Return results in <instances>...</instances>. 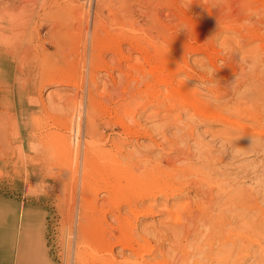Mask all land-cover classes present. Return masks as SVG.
<instances>
[{
  "label": "rangeland",
  "instance_id": "rangeland-1",
  "mask_svg": "<svg viewBox=\"0 0 264 264\" xmlns=\"http://www.w3.org/2000/svg\"><path fill=\"white\" fill-rule=\"evenodd\" d=\"M1 1H3L2 2L3 4L2 3L0 4L1 5L0 8L4 7L3 11H7L6 9L9 10V6L12 5V3H13L16 5V6L14 5L15 8L13 6H10V8L11 7L13 8V9L11 8L13 11V13H12L13 15H15V13H18V12H20L22 14H24L26 12L28 15L30 13L29 16L26 14L27 15L26 17L27 18L29 17L28 21L30 20L29 22H31V20H32L33 23L28 22L29 24H31L30 27L27 23L26 26L24 28H21L22 30L21 29L18 30L17 33L19 34V36L22 39H24L23 44H26V46L24 45L21 47L22 51L21 50L20 51L25 52V51H28V49H29L28 52L31 53L34 50L33 51L34 53H31V54L29 53L28 57L26 58L27 60L22 59L23 58V57H21L22 53L19 55V58L17 57V59H18L17 62L19 64V65L17 64L18 68L23 69V67H24L23 70L27 71V74L25 76L24 75L22 76L21 74H19V71H13V69H11V72H13V73L11 76L7 77L8 80L5 78V80L3 82L0 81V86L2 87L0 89L1 90L0 91V101H2L1 105H0L1 106L0 109L4 113L9 112L10 113L9 116L13 115L11 120L14 121V124L16 126L18 124H20V127H21V133L19 134V136H21V137L19 138V140H13L12 141L13 143L10 147L11 150L9 149V145L6 146L7 149L3 148V146L2 147L0 146L1 147L0 149L3 151V153H2V151L0 152V170H1L0 171V173H1L0 174V264H43V263L44 264H79V260L77 258L76 252H78L79 250H82V252H84L83 248H81V247L77 248V246L80 243H81V245L88 246L86 248V250H87L86 252H90L91 250L94 249V247H95L94 250H99L101 241L100 242H96V241L101 240V238L98 239V237L102 236V235L99 236L102 233L101 231H104L106 236H108L109 232H110V234L113 235L110 237L112 241H115L116 238H118V237L121 238L123 236L122 234H119L117 222L110 215L107 218L108 222L107 221L106 222H107V224L110 223L111 225H107L104 222V224H103L104 227H102V225L94 227L95 228L93 231L94 233L92 232L91 236L84 235L83 237H81V236L79 237L78 232H77V228H76L77 227L76 226L77 218H76V216H77V210H78V208H77L78 207V201H79L80 196H82L83 193L85 194V190H82V187H81V184H83V182L81 183V181H80V180L83 181V177L80 175V173H78L79 175L77 174V177H75L76 179L74 180L71 172L66 169V163L68 165L69 164L72 165V161L74 158V148H75L74 146L76 145L75 140L76 139H77V141L80 140V145L82 144V141H83V132L82 131L80 134L81 136L79 138L77 137V135L75 136V129H74L75 124L74 123H75L76 117L74 116V112L71 109V108H73V106L70 103H73L72 101L74 100V97L77 101L78 99L82 98V95H83V101H85L84 99L86 96V88H89L91 90L93 97L95 96L96 101L100 105L96 101L95 102L98 104V107L100 106L99 108L102 109L100 111H97L96 118L98 119V117H99V119L95 120L96 123H98V128L99 127L102 128V129L101 128L98 129L99 132L102 134L103 137L106 134H110L111 132L109 131V128H107L106 125H104L103 123L107 122L108 120L111 124L113 123L112 127H111L112 133L110 135L114 136V138H116V139L122 138L120 141L121 143H123V149H122L123 152L122 153H129L130 152L131 153L130 157L132 160L141 161V159L144 157L143 160L146 158L145 160L148 161L146 165L148 166L149 164H153V163L157 162V159L161 156V155L158 156L157 153L158 154L161 153L163 156L167 155V152H169V151L171 154H177V153H181L179 148H181V151H182V149L186 150L189 147H190L189 148L190 155L194 154L192 156H195L197 153V147H195V146H197L198 143L194 144V142L201 140L198 142H201L200 144H204L208 148H209V145H211L210 148H212V150H213L212 152L215 153L216 155H217V151L220 148H222V152H223V156H224V160H225L224 162L225 163L228 162V165L233 166L232 167L233 170L237 171L236 168H238L242 165L244 166L245 163L248 164L249 162H251L249 164L255 163L254 165H256V163L259 162V160L264 162V156H262L260 151L254 150V152H247L244 149L239 148V146H237L236 143H233V144L225 143L226 147L224 146V144H221L218 137H220L221 132L228 131L230 129H225L219 123H217L216 120H207V122H206V120L203 121V119H198V118L192 119L190 117L189 113H187L188 111H186L187 114L181 113L182 116H180V120L178 119L179 120V122L177 121L178 124H177L176 120L174 121V119L177 116L176 112H172V111L170 112L171 115H174L171 119L164 117L163 116L165 114L164 108H166V106H168V105L166 104V106L163 107L161 105L159 106L156 103H157V100H160L163 97V94L166 91V89H164L165 88L164 86L156 84V82L154 81V80L159 78V76H160L159 73L163 72L162 69L164 70V68L166 66L169 67V65L171 64L170 62H172V60L175 62V64H178L179 66L183 65L182 63L187 64V66L191 69L187 68V69L179 72V74H177V76L175 77V78H177V80L176 79L175 80L176 81L180 80L178 82H181V81L185 82V86H186V89L188 90V94L192 95L196 92L195 93L197 95L196 100H198L203 105L205 104L204 105L205 107L210 105L206 108L211 110L212 113L214 111H217L216 110L217 107L215 108V106L217 105L218 101L227 100V93L230 91V89H232L235 86L236 81H238V79L235 80V78H240V75L238 76L237 73L241 69L242 70L244 69L243 71L241 70L240 74L242 73L243 78L245 77L244 80L246 81V83L248 80V89H250L252 83H257L258 80L264 81V69H261L264 67H262V66L259 67V65L261 63H264V59H262V57H264V54H262V53H264V52H257L258 54L256 52H254V53L251 52L252 54L249 53V50L252 49V47L255 46V44L257 46V42L259 43L258 45L264 44V23H262V22H264V21H262V20H264V11H262V10H264V9H262V8H264V0H259L260 3L258 2V0H252L250 2L253 4L255 2V4L253 5L250 2H248L249 7H245V8H241V6L244 7L247 5L246 4L247 2H245V0H212V1L211 0H126V1L125 0H27L29 3L25 0L27 7L24 4L25 3L24 0H10L11 2H9V0H5V1L0 0V2ZM6 1H8V3H5ZM89 1H90V3H89ZM195 1H197L198 4H196ZM202 1H203V3H202ZM243 1L245 2V4ZM242 2L244 4V6H243V4H241ZM256 2H258L259 4H257ZM27 3H28V5H27ZM88 3H89V5H88ZM192 3H193V5H192ZM229 3H230V5H229ZM17 4H19V5H17ZM81 4H83V5H81ZM7 5H9V6H7ZM23 5H24V7H23ZM64 6H65V8H62ZM16 7H18V9ZM20 7L22 10L20 9ZM28 7H29V10L27 9ZM14 9L15 10L17 9V10L14 11ZM122 9H125V10H122ZM19 10H21V11H19ZM23 10H26V11L24 12ZM254 10H255L256 15L254 13ZM9 11H8V13L10 14ZM126 11H128V12H126ZM96 12H99V13H96ZM124 12H125V14H124ZM0 13L2 14V9L0 10ZM242 14H244V15H242ZM17 15H19V13ZM32 15H33V17H32ZM34 15H36L35 18H34ZM257 15L261 16V18H259ZM245 16L247 17V19H245L246 18ZM92 17H93V19H92ZM120 17H122V18H120ZM99 18H101V19H99ZM127 18H129V20H125ZM57 19L58 20L60 19V20L58 21ZM86 19L88 21L87 22V28H86V22H83V21H86ZM252 20H253V22H252ZM89 21H91V22H89ZM94 21L95 22L97 21V22L95 23ZM100 21L102 24L101 23L98 24ZM114 21H115V23H114ZM121 21H123V22H121ZM254 21H255V23H254ZM120 22L123 25L119 24ZM227 22H228V24H227ZM129 23H132L131 24L132 26ZM231 23H233V24H231ZM235 23L239 26H236ZM248 24L249 25L253 24V25L248 26ZM102 25H103V27H101ZM257 25H258V27H257ZM31 26L32 27L34 26L33 31L30 29ZM36 26H37V28H36ZM226 26H227V28H226ZM27 27H29V28H27ZM92 27L97 28V30L95 29V31L97 33V37L99 38V40H101L100 44H99V49H97V50L99 51L101 49L99 52V55L103 58L99 59V62H97V64L95 65L96 68H94V72L92 73L93 74L92 79L88 80V73L81 68L82 63L80 66V59L82 58L81 55L83 54V55H85V59H84L85 63L86 62L88 63L89 54H90L89 51H91V49H89L90 47H88L89 46V39H90L89 38L90 37L89 31L92 30ZM132 27H133V29H131ZM244 27H246V28L244 29ZM249 27H251V28L249 29ZM51 28H54V30L52 29L49 31V29H51ZM257 28L261 29V30L257 31ZM35 29L40 33L37 34V31ZM23 30H24V32H23ZM58 30H59V33H58ZM239 30L241 32H239ZM243 30H245V31H243ZM87 31H88V33H87ZM55 32H57V33H55ZM242 32H244V35H242V37H240ZM258 32H260L259 34H261L262 36L259 35ZM28 33H29V37H28ZM33 33L37 34V35L35 36ZM51 34H53V35L51 36ZM131 34L134 35L135 38H133ZM245 34H246V36H245ZM247 34L251 38H249V36ZM112 35H114V36H112ZM254 35L258 36L257 39H256V36H254ZM49 36H50V38H49ZM55 36H56V38H55ZM110 36H111L112 40L111 39L109 40ZM115 36H117L116 37L117 39L115 38ZM112 37H114V38H112ZM121 37L126 39L125 40L126 42H123L121 44L122 50H124L123 51L124 54L127 55L128 54L127 52H129L128 50L130 49L129 47H131V46L133 47L134 45H135L134 46L135 49L139 50L140 48H143V49H141V51H142L141 54L137 53L136 51H131L132 56L136 55V58L138 57V63H140L138 69H140V70L142 69L141 71L139 70L141 73H138V70L133 72V73L130 72L132 77H126L125 78L126 75H124V73H126L125 70H127L126 64L122 63L123 67L118 69V67L116 66V63L114 62L115 60L113 59L114 55H111L112 54L111 48H110L111 45H113L118 39L122 40ZM57 38L59 39L58 41H60L61 45L57 41ZM129 38L134 40V41H132L133 45L129 44V40H128ZM238 38L241 39L242 42ZM246 39H247V41L249 40L247 42L248 44L245 43L246 41L244 42V40H246ZM255 39H256V41H254ZM25 40H26V42H25ZM34 40L35 41L37 40V42H34ZM50 40L53 41L54 44L56 42V44H58V45H56V44L54 45L53 43L49 44L50 42L47 43V41H50ZM40 41L43 42V45L41 46V48L37 47V45ZM134 42H136V44ZM238 42H239V45H238ZM243 42H244L245 46L247 45L246 47L243 46L244 45ZM34 43L37 45H34ZM86 43H87V46L85 45ZM240 43H241V45H240ZM70 45H71V47H70ZM189 45H190V47L191 46L193 47V49H194V50L192 49L193 51L191 50L192 47L191 48L188 47ZM237 45H238V52L236 50ZM27 46H29L31 48H27ZM34 46H36L37 49H35L36 47H34ZM59 46L63 47V49H61V47H59ZM186 46L188 47V49ZM239 46H242V47H239ZM105 47H106V50L104 49ZM234 47L236 48L235 49L236 51H233ZM184 48L189 50V51L185 50ZM239 48L243 50V51L241 50L240 53H239V50H240ZM30 49H32V51ZM78 49H80V50H78ZM160 49L164 50L165 52L167 51L166 54H165V52L162 53L163 52L162 50L159 51ZM107 50H108V52H107ZM109 50H110V52H109ZM183 50H184V53H183ZM244 50L247 52V54ZM209 51H211V52H209ZM101 52H102V55H101ZM242 52H244V53H242ZM103 53L106 55H103ZM207 53H208V55H207ZM164 54H165V56H164ZM182 54H183V57H182ZM211 54H215L216 56L212 55V57H214V58H212ZM243 54H244L245 58L244 57L242 58ZM249 54H251V55H249ZM140 55H143V56L140 57ZM254 55L256 56V59H255ZM179 56H180V59L176 58ZM208 56H209V58H208ZM217 56H218V58H217ZM247 56H249V57H247ZM86 58H87V60H86ZM110 58L114 61H112ZM181 58H182V60H181ZM246 58L247 59L249 58V59L247 60ZM253 58H254V60H253ZM244 59H246V61ZM109 60H111V61H109ZM176 60H177V62H176ZM207 60H209V62L211 60L214 64V68L211 71L212 74H211L210 70H208V69L205 70L202 67L204 62H208ZM181 61H182V63H181ZM255 61H256V63H255ZM260 61H261V63H260ZM23 62H26L27 64L23 63ZM106 62H107V65H106ZM112 62L114 65L112 64ZM145 62H147V63H145ZM245 62H246V64H245ZM102 63L105 66L104 65L102 66ZM166 63H167V65H166ZM196 63H197V65H196ZM253 63L255 65H253ZM86 64H85L84 69L86 67L88 68V66H87L88 64L87 65ZM108 64L110 65V68H109ZM206 64L207 63H205L203 65L204 68H205ZM215 64H216V66H215ZM14 65L15 64L12 63V67ZM100 65H101V67H100ZM164 65H166V66H164ZM198 65H200L201 68ZM255 66H256V68H254ZM103 67H106V68H103ZM215 67L216 68L219 67V68L216 69ZM75 69H76V73H77L79 78L77 77V75H76V77L70 76L72 70L74 71ZM100 69H101V71H98ZM235 69H236V71H235ZM256 69L259 72H261L260 75H259V72L256 71ZM114 70H116V71H114ZM151 70H154V72L151 73ZM187 70L190 72H188ZM95 71H97V72H95ZM106 71H108V72H106ZM110 71H112V72H110ZM157 71H160V72H157ZM81 72L84 74V79H86V80L82 79L83 80L82 84H80V78H81V74H82ZM166 72H167V69L165 68V71L163 73H166ZM103 73H104V75H103ZM121 73H123V74H121ZM157 73L159 74V76ZM152 74H153V76H152ZM244 74H245V76H244ZM248 74H249V76H248ZM99 75H101L102 77ZM112 76H114L113 78H115L114 80H116V85H117L116 86L117 88L115 87L116 89L115 88L113 89V85L111 84ZM144 76H146V77H144ZM200 76H201V78H200ZM43 77H45V78H43ZM48 77H49V81H48ZM151 77H153V78H151ZM254 77H256V79ZM257 77H258V79H257ZM57 78H58V80H57ZM131 78H132V80H130ZM134 78H137L139 80H137V79L135 80ZM46 79L48 82L46 81ZM60 79L62 81H60ZM133 79L135 81H137L138 84H137V82H134ZM41 80H44L45 82H47V84L45 82L43 83V81L41 83L40 82ZM50 80L51 81L53 80L52 81L53 83ZM93 80H95L96 82H94ZM105 80H106V82H105ZM109 80H110V82H109ZM120 80H122L123 82H120ZM214 80H216V81H214ZM249 80L251 82L252 81L253 82L252 83L250 82V84H249ZM129 81H130V84H129ZM131 81H133V82H131ZM146 81H148V87L150 84L149 88L146 87V85H147ZM38 82H40V84ZM49 82H51V83H49ZM83 82H84L85 86L83 85ZM74 83H79V84H77V86L79 85V87L74 86ZM94 83L98 86L96 87V85H94ZM127 83L129 85H127ZM99 84H100V86H99ZM103 84H104V86H103ZM109 84H111V85H109ZM38 85L40 86L39 88H38ZM157 85H158L160 91H162V92H159ZM110 86L112 87V89ZM243 86L244 87L243 88L241 87V89L244 90L247 86H245V85H243ZM21 87H22V89H21ZM212 87H213V91H212L213 94L211 95L210 90H212ZM93 88H95V89H93ZM102 88L103 89L107 88V91H109L112 94L113 98L111 97L110 99H108L105 96H101L100 93H101ZM108 88H110V89H108ZM135 88L139 89V92ZM145 88H147L149 90H145ZM154 88H157L158 91ZM161 88H162V90H161ZM206 88H209V89L207 90ZM126 89L128 91H126ZM141 89H142V91H141ZM143 89L148 94L146 92H144ZM82 90H83V92H82ZM95 90H96V92H95ZM121 90H122V93H121ZM129 90L132 92L129 93ZM214 91H215V94H214ZM226 91H227V93H226ZM96 93H97V95H96ZM127 93H128V95L130 94L129 95L130 99L127 98L128 97ZM160 93H162V94H160ZM203 93L205 95H203ZM133 94H134V96H133ZM140 94H142V95H140ZM156 94H157V97H159L158 99H157V97L155 98L157 100L154 99ZM207 94H209L210 96ZM125 95H126V97H125ZM146 96H148V97H146ZM60 97L62 99L59 101ZM116 97H118V99ZM217 97H219L220 100H218ZM100 98H101V100H100ZM115 98H116V100H115ZM121 98H123V99H121ZM133 98H135L134 100H138V101H135L136 104L135 103L132 104L133 109L135 107L137 109L136 108L134 109V110H136V111H134V114H133V116H135V117L133 118V116H132V118L130 117L131 118L130 119L129 117H126L123 115V113L121 111L122 106L121 105L119 106L117 104L119 102H121V103L123 102L122 104H124V103L127 104V101H130ZM152 98L155 101L152 100ZM209 98H210L212 103L209 102L210 101ZM215 98H217V99H215ZM97 99L102 103H100ZM117 100H118V102H117ZM150 100L152 102H150ZM207 100H208V102H207ZM17 101L22 102V105L18 104L17 106H15V104L18 103ZM112 101H115V102H112ZM137 102H138V106H136ZM143 102H144V104H142ZM149 102H150V105L152 104V106L149 105L148 109H146L147 108L146 106L148 105ZM259 102L262 103L261 100H259ZM253 103H248V104H249V106H251L250 108L252 110L255 109V111L258 112V115H259L260 111H261L260 113L264 112V111H262V110H264V103L260 104V103H258L257 100H255L254 104ZM102 104H104V105H102ZM113 104L115 106H113ZM109 105L110 106L112 105L113 107L112 106L110 107ZM139 105H141L142 107ZM144 105H145V107H144ZM117 106H118V109L112 110V109H115ZM261 106H262V108H261ZM157 107L159 110H157ZM212 107H214L215 109H213ZM256 108H258L259 111ZM23 109H26V112H23L24 111ZM103 109H106V111H104ZM145 109H146V111H143ZM15 110H16V113L14 114ZM101 111L107 112V113H109L110 111H112V112H110V116L107 117L105 115L100 114L99 112H101ZM70 112H73V116L71 115ZM114 112H118V115H120V116L122 115L123 122H124L125 126L127 125L130 129H132L130 131H135V130H133V127H134L133 125H135L134 123H137L136 121H138L141 124V125H139L137 123L139 125V127L142 126L140 128H143L148 133L151 131L150 134L148 136H146V135H140L138 132V134L136 133L134 135L135 137L131 136V140H130V135L128 136V135L123 134L124 128L122 126H119L118 124L114 123L116 120L115 116L113 115ZM154 114H156V115H154ZM102 116H103V118H102ZM73 117H74V120H73ZM136 117H137V119H136ZM189 117H190V119H188ZM185 118H187V120ZM103 119H105V120H103ZM110 119H111V121H110ZM133 119L134 120L136 119V120L134 121ZM156 120L159 122L156 123L155 122ZM170 120H171L172 124L170 123V125H169L168 122ZM184 120L187 121L186 123H188V124L190 123L194 127V129H193V127L190 129L188 128L189 130H192V131H188L185 129L186 126L183 125L185 123ZM198 120H199V122H197ZM200 120H202V121H200ZM66 121H68V122H66ZM128 121H130L131 123H129ZM190 121H193V122H190ZM132 122H133V124H132ZM66 123H68L67 124L68 125L67 130L63 127L64 125H66ZM81 123H82L81 124V127H82L84 125V116H82V118H81ZM181 123H183V124L181 125ZM196 123H198V124H196ZM129 124H132V125H129ZM190 124H189V127H191ZM143 126H145V127H143ZM180 126H181V128H180ZM58 127H59V129H58ZM83 127H82V130H83ZM136 128H138V127H136ZM152 128H153V130H152ZM252 129H253V131H260L261 128L252 127ZM52 130H54V132L62 133V135L64 136L65 146H64L63 150H59L60 152L54 151L53 149L49 150L50 152L49 151L48 152L43 151L44 150L43 146H44V144L47 143V140L44 137V134L46 133V131L51 132ZM98 130H97V133H98L97 135H101L98 132ZM113 130L115 131V133ZM125 130H128V128L125 127ZM185 130H186V133L184 132ZM120 131H121V133L119 135ZM28 132H29V138L27 136ZM194 132H195V134H194ZM38 133L40 134L41 137H38L39 136ZM116 133H118V135ZM180 133H182L184 135V141H186L187 143L183 142V141H179L178 139H176L177 136L179 137L182 135ZM190 133H192L193 135ZM158 134H160V135L158 136ZM164 134L166 135V138H163V137H165ZM238 134L239 133H237V135ZM138 135H140V136H138ZM189 135L193 136V137L191 136L192 139L190 138ZM67 136L70 138L67 139ZM141 136L142 137L144 136V137L142 138ZM185 138H186V140H185ZM194 138L196 139L195 141H193ZM22 139H23V143H24V146H23L24 151H23V153L21 152L23 160L19 161L15 158H17L18 153H20L18 151H19V148L21 145L20 140H22ZM40 139H42L44 141H42ZM125 139L126 140L128 139V140L126 141ZM149 139H150V141H149ZM172 139L176 140V143L169 145L170 147L166 146L165 148H163V150H161V148L157 147L158 145H164L166 140H172ZM67 141L69 142V146H71V147L67 146L68 145ZM132 142H134L133 145H132ZM155 142H157V144ZM29 143H31V144L34 143L35 145H38V147L34 149L33 147L30 146ZM220 144L224 148L220 147L221 146ZM16 145H18V146H16ZM126 145L128 147H125ZM186 145H188V146H186ZM228 145H229V147H228ZM106 146H108V142L106 143ZM152 146H154V147H152ZM182 146H184V147H182ZM15 147H16L17 151H16ZM156 147H157V149H156ZM41 148H43V150ZM67 148L71 151H69ZM216 148H217V150H214ZM172 149L174 152H171ZM194 149H196L195 150L196 152L194 151ZM224 149L226 151H224ZM11 151H12V153H10ZM65 151H66V153H65ZM82 151H83V147L81 145L80 150H79V152H80L79 162H81L80 160H81ZM158 151H161V152H158ZM6 152L8 153V155ZM225 152H227V154ZM16 153H17V155H16ZM163 153H166V154L164 155ZM69 154H71V155L69 156ZM142 154H144V155H142ZM1 155L4 158H2ZM63 155L65 156V159L68 160L67 162L63 161V159H64ZM139 155H140V157H139L140 159L138 158ZM180 155L184 156L186 154H184V152H183V154H180ZM226 156H227V158H226ZM29 158L30 159L32 158V159L29 160ZM149 158H151V159L149 160ZM58 161L62 164H58L59 163ZM8 162H10V163H8ZM32 162H34V163H32ZM44 162L46 164H44ZM17 163H18V165H17ZM240 163H242V164H240ZM143 164H145V163L142 162L139 164V166H143ZM236 164H238V165L236 166ZM16 165L18 167H16ZM19 165L22 168L19 167ZM254 165L249 166V168H250V169L248 168L249 172L252 171V169H253L252 166H254ZM59 166H61L62 168L61 167L59 168ZM19 168H21V169H19ZM254 169H256V168H254ZM49 171H50V173H49ZM2 172H3V174H2ZM5 172H7L9 175H7V173H5ZM11 173H14L15 175L11 174ZM260 174L261 173H259V175ZM262 174H264V173H262ZM12 175L14 178L11 177ZM80 177H81V179H80ZM77 179H79V180H77ZM254 181L255 180H253V179L251 181L247 180V181L243 182V185L247 186V187H249V185L252 186L255 183ZM249 183H251V184H249ZM98 194H99L98 195L99 197L97 198V200H98L97 203L98 202L100 203V201L103 198V196H102L103 193L99 192ZM69 197H70V199H69ZM192 197H193L192 194H189L188 200H190ZM172 203H173V200L172 201L170 200L169 204L171 206H173V205L178 206V204L173 203V205H172ZM179 206L180 207L178 209L179 210L182 209L181 203H179ZM157 208H160V207H157ZM124 210H126V207H123L121 212H124ZM74 212H75V214H74ZM26 217L29 218V221H26ZM74 217H75V219H73ZM85 217H86V219L85 218L81 219V222H83L85 225H87L86 227L88 230L93 229V227H91V225L88 223V216H85ZM163 218H164V215H161V214H156L152 217L148 216V217L141 218L138 221L139 223H137L138 225L136 228L137 229L136 232L141 231L144 226H148L151 223L156 224L157 222H159L160 219L162 221H165V220H163ZM85 221L87 223H85ZM114 223H115V225H114ZM108 226H113L117 230H114V229L111 230ZM100 227H102V228H100ZM28 234H31L34 237L31 241L27 242L28 246L31 245L30 242H33V240H34L33 243H35V241H36L38 244L37 247L39 250V256L42 255L40 257L41 259L39 258L40 260L37 259L38 260V261H36L37 263L35 261L33 262V260L30 261L29 259H28L29 260L28 261L24 258V256H25L24 249L26 248L25 247L26 242L24 239L26 237L28 238V236H29ZM23 237H25V238L23 239ZM90 237H91V239H90ZM84 239L87 242L84 241ZM149 240H147L148 242L146 241V243L147 244L149 243L148 245L151 246V248H153L152 250L154 252H155L154 249H156L157 247H161L163 250H165V248H166L168 250V247L170 246V242L167 239L165 241V240H159V239H154L153 237L152 238L149 237ZM92 244H94V245H92ZM262 245H264V243H262L261 246ZM90 248H92V249H90ZM254 249L257 250V253H256L257 256L256 255L253 256L254 258L250 257L247 260V262L252 261L251 263H258V262H260V264L264 263V256H261V255H264V253H260V252H262V249H264V247H262V249H260L261 250L260 252H259L258 248H254ZM114 254H115L114 259H116L115 260L116 263L123 256H126L129 259L132 258V256L129 254V251L127 249L121 250L119 245H116L114 247ZM168 254L170 255V253H167V256H165V258H168V259L172 258L173 259V256L172 255L169 256ZM148 255H147V257H148L147 259H150L151 261L155 260V258L159 259V258H157L159 256L155 257L154 255H151V254H148ZM22 256H23V258H22ZM150 256L152 258H150ZM88 261L85 264L91 263L90 260H88ZM176 261H177L176 257H174L172 264H175ZM93 262H94V260H93ZM93 264H98V263L94 262Z\"/></svg>",
  "mask_w": 264,
  "mask_h": 264
},
{
  "label": "bare ground",
  "instance_id": "bare-ground-1",
  "mask_svg": "<svg viewBox=\"0 0 264 264\" xmlns=\"http://www.w3.org/2000/svg\"><path fill=\"white\" fill-rule=\"evenodd\" d=\"M26 1L24 3L25 6H26ZM250 1H252V0H245V2H247L246 3L247 5H248V2H250ZM2 2L3 1H1L0 4ZM9 2H11V1L9 0ZM195 2H196V4H198L197 1H195ZM243 2L241 4H243ZM245 2H244V4H245ZM258 2H259V0H258ZM258 2H256V3L259 4L260 2L259 3ZM5 3H8V1H6ZM28 3H27V5H28ZM89 3H90V1H89ZM89 3H88V5H89ZM202 3H203V1H202ZM244 4H243V6H244ZM251 4H253V3H251ZM254 4H255V2H254ZM14 5L15 4L12 3V5H10V6L14 7ZM17 5H19V4H17ZM81 5H83V4H81ZM192 5H193V3H192ZM229 5H230V3H229ZM247 5L244 6V7L241 6V8L249 7V5L248 6ZM7 6H9V5H7ZM10 6H9V10L12 8V7L10 8ZM23 7H24V5H23ZM16 8L18 9V7H16ZM62 8H65V6L62 7ZM1 9H2V14L0 13V81L3 82L5 80V78L7 79V77L12 75L13 72H11V69H13V71H19V74H21L22 76L23 75L25 76L27 74V71L23 70L24 67H23V69L22 68L21 69L18 68L19 64L17 62V60H18L17 57L19 58V55L22 53V56H21V57H23L22 59L27 60L26 58L28 57L30 52H28L29 49H28V51L21 52L22 51L21 47L24 46V45L26 46V44H23L24 39H22L17 32L21 28H24L26 26V24L30 20L28 21L29 17L28 18L26 17L28 14L25 12L27 9L29 10V7L26 10H23L25 13L22 11L24 14L18 12L19 15H17L18 13H15V12H14L15 15L12 14L13 13V11H12L13 8L10 11L8 9H6L7 11H3L4 7L0 8V10ZM20 9H21V7H20ZM262 9H264V8H262ZM16 10L14 9V11H16ZM21 10H19V11H21ZM122 10H125V9H122ZM8 11L10 12V14L8 13ZM262 11H264V10H262ZM126 12H128V11H126ZM96 13H99V12H96ZM254 13H255V10H254ZM124 14H125V12H124ZM29 15H30V13H29ZM242 15H244V14H242ZM255 15H256V13H255ZM35 16L36 15H34V18H35ZM32 17H33V15H32ZM122 17H120V18H122ZM258 17L261 18V16H258ZM92 19H93V17H92ZM99 19H101V18H99ZM245 19H247V17ZM125 20H129V18H127ZM101 21L98 24H100ZM255 21H254V23H255ZM262 21H264V20H262ZM31 22L33 23L32 20H31ZM31 22H29V23H31ZM83 22H86V28H87V22H88L87 19H86V21H83ZM89 22H91V21H89ZM121 22H123V21H121ZM121 22L119 24H122ZM252 22H253V20H252ZM29 23H28V25L30 27L31 24H29ZM114 23H115V21H114ZM262 23H264V22H262ZM129 24L131 25L132 23H129ZM227 24H228V22H227ZM231 24H233V23H231ZM252 25L248 24V26H252ZM258 25H257V27H258ZM236 26H239V25L236 24ZM29 27H27V28H29ZM101 27H103V25ZM33 28H34V26L33 27L31 26L30 29L33 31L34 30ZM36 28H37V26H36ZM226 28H227V26H226ZM245 28L246 27H244V29ZM250 28L251 27H249V29ZM52 29L54 30V28H51V29H49V31L52 30ZM95 29L97 30V28L92 27V30L89 31L90 32V37H89L90 39H89V46L88 47H90L89 49H91V51H89L90 54H89L88 63L86 62L88 65L85 63V60H84L85 59V55L82 54L81 55L82 58L81 57H80L81 59L79 58L80 59V66H81V63H82V67L81 68L88 73V80L92 79V77H93L92 73L94 72V68H96L95 65L97 64V62H99L100 58H103V57H101L99 55V52H100L101 49L99 51L97 50V49H99V44H100L101 40H99V38L97 37V33H96ZM131 29H133V27ZM258 30L260 31L261 29L257 28V31ZM243 31H245V30H243ZM23 32H24V30H23ZM239 32H241V31L239 30ZM39 33L40 32L37 31V34H39ZM55 33H57V32H55ZM58 33H59V30H58ZM87 33H88V31H87ZM242 33H241L240 37H242V35H244V32H242ZM259 33L260 32H258V34ZM37 34H34V35L36 36ZM52 35L53 34H51V36ZM259 35H261V34H259ZM112 36H114V35H112ZM245 36H246V34H245ZM254 36H256V35H254ZM28 37H29V33H28ZM116 37L117 36H115V38ZM132 37L135 38L134 35H132ZM257 37L258 36H256V39H257ZM49 38H50V36H49ZM55 38H56V36H55ZM112 38H114V37H112ZM249 38H251V37L249 36ZM110 39H111V36L109 37V40ZM256 39L254 41H256ZM58 40L59 39L57 38V41ZM125 40L126 39H124V38H122V40L118 39L113 45H111V47H110L111 48V52H112L111 55H114L113 59L115 61L111 59L112 57L110 59L116 63V66L118 67V69L123 67L122 63L126 64L127 70H125L126 73H124V75H126L125 76V78H126V77H132L130 72L133 73V72L138 70V73H141L140 71L142 69L141 70L138 69L139 64H140V63H138V57L136 58V55L132 56L131 55V51H136L137 53L141 54V52H142L141 49H143V48H140L138 50V49L134 48L135 45L133 47L131 46V47H129L130 48L128 50L129 52H127L128 54L126 55V54H124V52H123L124 50H122V47H121V44L123 42H126ZM128 40H129V44L133 45L132 41H134V40L130 39V38ZM239 40L242 42L241 39H239ZM248 41H247V39L244 40V42L246 44H248L247 43ZM25 42H26V40H25ZM34 42H37V40L36 41L34 40ZM48 42H50L49 44H51V43L54 44V42L51 41V40L47 41V43ZM58 42L60 44V41H58ZM239 42H238V45H239ZM244 42H243V44H244ZM134 43L136 44V42H134ZM55 44H56V42H55ZM258 44L259 43L257 42V46L255 44V46H253L252 49L249 50V53H251V52H253V53L254 52H256V53L257 52H264V44H261V45H258ZM34 45H37V44L34 43ZM42 45H43V42L40 41L38 43L37 47L41 48ZM56 45H58V44H56ZM85 45L87 46V43ZM238 45L236 47L237 49L234 47L233 51L237 50V52H238ZM240 45H241V43H240ZM243 46H245V44ZM34 47H36V46H34ZM37 47L35 49H37ZM59 47H61V46H59ZM70 47H71V45H70ZM188 47L191 48L192 46L190 47V45H189ZM188 47H187V49H188ZM239 47H242V46H239ZM27 48H31V47L27 46ZM61 49H63V47H61ZM104 49L106 50V47ZM187 49H185V50H187ZM192 49H193V47L191 48V50ZM30 50L32 51V49H30ZM78 50H80V49H78ZM161 50L162 49H160L159 51H161ZM241 50L242 49L239 50V53H240ZM33 51L31 53H34ZM162 51H163L162 53L165 52L164 50H162ZM187 51H189V50H187ZM107 52H108V50H107ZM109 52H110V50H109ZM166 52H165V54H166ZM209 52H211V51H209ZM104 53H103V55H106ZM183 53H184V50H183ZM242 53H244V52H242ZM165 54H164V56H165ZM215 54H211V57H212V55H214V56L217 55V54L216 55ZM246 54H247V52H246ZM251 54H249V55H251ZM262 54H264V53H262ZM101 55H102V52H101ZM207 55H208V53H207ZM141 56H143V55H140V57ZM182 57H183V54H182ZM243 57H244V54H243L242 58ZM247 57H249V56H247ZM254 57L256 59L255 55H254ZM176 58L180 59V56L176 57ZM208 58H209V56H208ZM212 58H214V57H212ZM217 58H218V56H217ZM246 59H244V60L246 61ZM262 59H264V57H262ZM86 60H87V58H86ZM111 60H109V61H111ZM181 60H182V58H181ZM253 60H254V58H253ZM207 61L208 62H204V64L207 63L205 65V68L203 66L204 64L203 65L201 64V65H202L203 69H205V70L208 69L211 72L212 69L214 68V64H213V62L211 60H210V62H209V60H207ZM173 62H174L173 60H172V62H170L171 64L169 65V67L166 66L167 65V63H166V65H164V66H166L165 68L167 69V72L163 73L165 71V68H164V70L162 69L163 72L161 71L162 73H159L160 76L157 73L159 78L154 80L156 82V84L162 85V86L165 87L164 89H166V91L163 94V97L160 100H157L159 98V97H157L158 93L154 97V99L157 97V99H155V100H157L156 104H158L159 106L161 105V106L164 107V106H166V104L168 105V106H166V108H164L165 114L163 116L171 119L174 116V115H171V113H170L172 111V112H176V114L178 116V117L176 116V118L174 119V121L176 120V122L177 121L179 122L180 116H182L181 113H185V114L189 113V115H190V117L192 119L193 118L194 119L195 118L203 119V121L206 120V122H207V120H216V122L219 123L225 129H230L228 131H223L222 130L223 132H221L220 137H218L221 144H224V146H225V143H228V144L236 143L237 146H239V148L244 149L247 152H254V150H256V151H260L262 156H264V112L260 113L261 112L260 111L259 115H258V112H256L255 109L252 110L250 108L251 106H249V104H248V103H253V102L255 103V100H257L258 103H260L259 100H261L262 103H264V81L258 80L257 83H252L253 81L251 82L249 80V84L251 82L252 85H251L250 89H248V80H247V83H246V81L244 80L245 77L243 78L242 73L240 74V72L242 70L241 69L237 73L238 76L240 75V78H235V80L238 79V81H236L235 86L232 89H230V91L228 93L226 91L227 100L218 101L217 105L215 106V108L217 107L216 108L217 111H214L212 113L211 110L206 108V107H208L210 105L205 107L204 106L205 104L203 105L198 100H196L197 99V97H196L197 95L195 94L196 92L194 94H192V95L188 94V90L186 89L185 82H183V81L178 82L180 80L176 81L177 78H175V77L177 76V74H179V72H181V71H183V70H185L187 68L188 69H191V68H189L187 66V64L182 63V61H181V63L183 65H181V66H179L178 64H175V62L174 63ZM176 62H177V60H176ZM12 63L15 64L13 67H12ZM23 63H26V62H23ZM145 63H147V62H145ZM255 63H256V61H255ZM260 63H261V61H260ZM85 64L88 66V68L86 67L84 69ZM112 64H113V62H112ZM245 64H246V62H245ZM261 64L259 65V67L260 66L264 67V63H261ZM103 65L104 64L102 63V66ZM106 65H107V62H106ZM196 65H197V63H196ZM253 65H255V64L253 63ZM198 66H200V65H198ZM215 66H216V64H215ZM100 67H101V65H100ZM106 67H103V68H106ZM109 68H110V65H109ZM200 68H201V66H200ZM217 68H219V67H217ZM254 68H256V66ZM261 69H264V68H261ZM116 70H114V71H116ZM154 70H151V73H153ZM98 71H101V69L98 70ZM235 71H236V69H235ZM256 71H258V70L256 69ZM95 72H97V71H95ZM106 72H108V71H106ZM110 72H112V71H110ZM157 72H160V71H157ZM188 72H190V71H188ZM260 73L261 72H259V75H260ZM121 74H123V73H121ZM211 74H212V72H211ZM76 75H77L76 69L74 71L72 70L70 76L71 77H76ZM103 75H104V73H103ZM99 76H101V75H99ZM152 76H153V74H152ZM244 76H245V74H244ZM248 76H249V74H248ZM45 77H43V78H45ZM77 77H78V75H77ZM113 77L114 76H112V78H111V84L113 85V89H114L117 85H116V80H114L115 78H113ZM144 77H146V76H144ZM258 77H257V79H258ZM151 78H153V77H151ZM200 78H201V76H200ZM254 78L256 79V77H254ZM82 79H84V74L83 73L81 74L80 84H82V81H83ZM134 79L136 80L137 78H134ZM57 80H58V78H57ZM84 80H86V79H84ZM130 80H132V78ZM135 80H134V82H137ZM137 80H139V79H137ZM42 81H43V83L45 82L44 80H41L40 82L42 83ZM46 81H47V79H46ZM48 81H49V77H48ZM60 81H62V80L60 79ZM93 81L96 82L95 80H93ZM214 81H216V80H214ZM40 82H38V83L40 84ZM47 82H45V83L47 84ZM51 82H49V83H51ZM105 82H106V80H105ZM109 82H110V80H109ZM120 82H123V81L120 80ZM131 82H133V81H131ZM146 82H147L146 87L149 88L150 84H149V87H148V81H146ZM77 84H79V83H74V86L79 87V85L77 86ZM111 84H109V85H111ZM129 84H130V81H129ZM129 84L127 83V85H129ZM137 84H138V82H137ZM83 85H84V82H83ZM94 85H96V84L94 83ZM243 85L247 86L244 90L241 89V87L242 88L244 87ZM97 86L98 85H96V87ZM99 86H100V84H99ZM103 86H104V84H103ZM39 87L40 86L38 85V88ZM213 87H212V90H210L211 91V95L213 94L212 93ZM1 88L2 87L0 86V89ZM147 88H145V90H149ZM157 88L159 89L158 85H157ZM157 88H154V89H156L158 91ZM21 89H22V87H21ZM93 89H95V88H93ZM108 89H110V88H108ZM111 89H112V87H111ZM135 89H137V88H135ZM206 89L208 90L209 88H206ZM145 90L143 89L144 92H146ZM161 90H162V88H161ZM126 91H128V90L126 89ZM137 91L139 92V89H137ZM141 91H142V89H141ZM82 92H83V90H82ZM95 92H96V90H95ZM130 92H132V91L129 90V93ZM159 92H162V91H160V89H159ZM121 93H122V90H121ZM160 94H162V93H160ZM214 94H215V91H214ZM96 95H97V93H96ZM100 95L101 96H105L108 99H110L112 97V94L109 91H107V88L106 89L102 88ZM127 95H128V93H127ZM129 95H128L127 98H129ZM140 95H142V94H140ZM203 95H205V94L203 93ZM207 95H209V94H207ZM133 96H134V94H133ZM125 97H126V95H125ZM146 97H148V96H146ZM116 98L118 99V97H116ZM116 98H115V100H116ZM217 98H218V100H220L219 97H217ZM217 98H215V99H217ZM61 99L62 98L60 97L59 101ZM121 99H123V98H121ZM134 99L135 98H133L130 101H127V104L124 103L125 105L122 104L123 102L122 103L119 102L117 104L119 106L120 105L122 106V108H121L122 110L121 111H122L124 116L132 118V116L134 114V111H136V110H134L136 107L133 109L132 104H134V103L136 104L135 101H138V100H134ZM154 99L152 98V100H154ZM84 100L85 101H83V95H82V98L78 99L77 101H76V99L74 97V100L72 101L73 103L69 102L73 106V108H71V109L74 112V116L76 117L75 123H74L75 124V127H74L75 136L77 135V137L79 138L81 136L80 135L81 131L83 132V141H82V144H81L82 147H83V151H82V154H81V160H80L81 162H79V157H80L79 150H80V146H81L80 145V140L77 141V139H76L75 140V144L76 145L74 146L75 147L74 148V158H73V161H72V165H70V164L68 165L66 163V169L71 172L74 180L76 179L75 177H77L78 173H80V175L83 177V181L82 180H80V181H81V183L83 182V184H81V187H82V190H85V194L83 193V195L80 196L79 201H78V207H77L78 210H77V216H76V218H77V220H76L77 221L76 222L77 232H78L79 237L80 236L83 237L84 235L91 236L92 232L95 229L94 227H97L99 225L100 226L102 225V227H104L103 224H104V222L107 224V222H108L107 218L110 215L117 222L118 229H119V231H118L119 234H122L123 236L121 238H119V237L116 238L115 237L116 240L112 241L110 237L113 236V235H111L110 232H109L110 236L109 235L106 236L104 231H101L102 233L101 234L99 233L100 235L98 234L99 236L102 235L101 237H98V239L101 238V240H99V241L97 240L96 241V242H100L101 241L99 250H94L95 249V247H94V249L91 250L90 252H86L87 251L86 248L88 246L81 245V243L79 244L77 242L79 244L77 246V248L81 247V248L84 249V252H82V250H79L78 252H76L77 258L79 260V264H85L88 260H90L92 264L94 262H96L98 264H172L174 257H176V260H177L175 262V264H260V262L251 263L252 261L251 262H247V260L250 257H253V256L256 255L257 250H255L254 248H258L259 252H260L261 251L260 249H262V247H264V245L261 246V244L264 243V174H262V173H264V162L259 160V162H257L256 165H254L255 163L254 164H249L251 162H249L248 164H246V163L244 164L243 163L244 166L242 165V166L236 168L237 169V171H236V170H233V168H232L233 166L228 165V162H226V163L224 162L225 160H224L222 148H220L217 151V155H216L215 153L212 152L213 150H212V148H210L211 145H209V148H208L206 145L200 144L201 142H198V141H201V140H198V141L194 142V144L198 143V145L195 146V147H197V153H196L195 156H192L194 154L190 155V151H189L190 147L187 148L186 150L182 149V151H181V148H179L181 153H177V154H171L170 151L167 152V155H165L166 153H163L165 156H163L161 153L158 154L156 152L158 156L161 155L157 159L156 163L149 164L147 166L146 164H147L148 161L145 160L146 158L143 160V158H144L143 157L141 159V161L143 160L142 162L145 163V164H143V166H139V164L142 163V162L141 161H137V160H132L131 157H130V155H131L130 152L129 153H122L123 152V150H122L123 149V143L120 142L122 138L121 139H116V138H114V136L110 135L112 133V128L111 127H112L113 123L111 124L109 122V120L107 122L103 123L104 125H106L107 128H109V131L111 132L110 134H106L105 133L106 135H104V137H103L102 134L99 132L98 129L101 128V127L98 128V123H96L95 120L97 119L96 118L97 111H100L102 109L99 108L100 106L98 107L99 103L96 101L95 96L93 97V94L91 93V90L89 88H86V96H85ZM100 100H101V98H100ZM209 100H210V98H209ZM1 102L2 101H0V105H1ZM17 102L18 103H16L15 106H17L18 104L22 105V102H19V101H17ZM112 102H115V101H112ZM117 102H118V100H117ZM150 102H152V101L150 100ZM150 102L146 106L147 107L146 109H148V107L150 105ZM207 102H208V100H207ZM209 102H211V100ZM100 103H102V102H100ZM262 103H260V104H262ZM142 104H144V102ZM102 105H104V104H102ZM141 105H139V106H141ZM113 106H115V105L113 104ZM136 106H138V102H137ZM150 106H152V104ZM144 107H145V105H144ZM158 107H157V110H159ZM212 108L215 109L214 107H212ZM261 108H262V106H261ZM106 109H103V110L106 111ZM116 109H118V106L115 109H112V110H116ZM146 109L143 110V111H146ZM256 109H258V108H256ZM23 110H24L23 112H26V109H23ZM186 111H188V112L186 113ZM258 111H259V109H258ZM262 111H264V110H262ZM73 112H70L72 116H73ZM110 112H112V111H110ZM110 112L107 113V112H102L101 111L99 113L109 117L110 116ZM15 113H16V110H15L14 114ZM9 114H10L9 112L8 113H6V112L4 113L0 109V146L1 147L3 146V148H6V146L9 145V149L11 150L10 147H11V145L13 143L12 141L13 140H19V138L21 137V136H19V134L21 133V127H20V124H18L17 126L14 124V121L11 120L13 115L9 116ZM113 115L115 116V119H116L114 123L118 124L119 126H122L124 128V133L123 134L128 135V136L130 135V140H131V136L133 137L136 133L138 134V132H139L140 135H146V136H148L150 134V132H151L150 131L148 133L143 128H140L142 126L139 127V125H141V124L138 121H136V122L139 125L137 123H134L135 125H133L134 126L133 130H135V131H130L132 129H130L127 125L125 126V124L123 122L122 115L121 116L118 115V112H114ZM154 115H156V114H154ZM82 116H84V125H83L84 127L82 126L83 130H82V127H81V124H82L81 123V118H82ZM134 117L135 116H133V118ZM190 117L188 119H190ZM102 118H103V116H102ZM98 119H99V117H98ZM136 119H137V117H136ZM185 119L187 120V118H185ZM73 120H74V117H73ZM103 120H105V119H103ZM157 120L155 121L156 123L159 122ZM110 121H111V119H110ZM130 121H128V122L131 123ZM200 121H202V120H200ZM66 122H68V121H66ZM178 122H177V124H178ZM186 122L187 121H185V123L183 122L184 124L181 123V125L183 124L186 127L188 126L187 128L185 127V129L188 130V131H192V130H189V129L192 128L193 126L189 123L191 125V127H189V124L186 123ZM190 122H193V121H190ZM197 122H199V120ZM168 123L170 125L171 120ZM67 124L68 123H66V125H64V126L62 125L66 130L68 129V125ZM132 124H133V122H132ZM132 124H129V125H132ZM196 124H198V123H196ZM124 126L126 128H128V130H125ZM136 127H138V128H136ZM143 127H145V126H143ZM252 127H254V128L258 127V128H261V129H260V131H253ZM180 128H181V126H180ZM58 129H59V127H58ZM193 129H194V127H193ZM97 130H98V132L101 135H97L98 134ZM152 130H153V128H152ZM186 130L184 131L185 133H186ZM114 133H115V131H114ZM120 133H121V131L119 132V135H120ZM182 133H180V134H182ZM237 133H239V134L237 135ZM116 134L118 135V133H116ZM190 134H192V133H190ZM194 134H195V132H194ZM140 135H138V136H140ZM159 135L160 134H158V136ZM27 136L29 138V132L27 133ZM164 136L165 137H163V138H166L165 134H164ZM191 136H190V138H191ZM38 137H41L40 134H39ZM44 137L47 140V143L44 144V146H43L44 150H43V148H41L44 152L45 151L48 152L49 150H52V149L54 151L60 152L59 150H63L64 149L65 139H64V136L62 135V133L54 132V130H52L51 132L50 131H46V133L44 134ZM68 138H70V137L67 136V139ZM150 139H149V141H150ZM176 139H178L179 141L186 142V141H184V135L183 134L181 136H179V137L177 136ZM40 140H42V139H40ZM185 140H186V138H185ZM195 140L196 139L194 138L193 141H195ZM42 141H44V140H42ZM20 142H21V145H20V148H19V151H18L20 153H18V155L16 153L17 158H15V159H17L19 161H22L23 160L22 153L24 151L23 139L20 140ZM107 142H108V146H106ZM157 142H155V143L157 144ZM67 143H68L67 146H69V142L68 141H67ZM133 143L134 142H132V145H133ZM174 143H176V140H173V139L172 140H166L164 145H158L157 147H159V148H161V150H163V148H165L166 146L172 145ZM29 144L34 149L38 147V145H35L34 143H32V144L29 143ZM16 146H18V145H16ZM154 146H152V147H154ZM186 146H188V145H186ZM69 147H71V146H69ZM125 147H128V146L126 145ZM157 147H156V149H157ZM182 147H184V146H182ZM220 147H223V146L221 145ZM228 147H229V145H228ZM15 149H16V147H15ZM225 149H224V151H226ZM195 150L196 149H194V151ZM214 150H217V148L214 149ZM1 151L2 150L0 149V152ZM16 151H17V149H16ZM69 151H71V150H69ZM158 152H161V151H158ZM171 152H174L173 149L171 150ZM183 152L186 155H184V156L180 155V154H183ZM2 153H3V151H2ZM10 153H12V151ZM65 153H66V151H65ZM225 153L227 154V152H225ZM7 155H8V153H7ZM70 155L71 154H69V156ZM142 155H144V154H142ZM139 157H140V155L138 156V158ZM2 158H4V157L2 156ZM226 158H227V156H226ZM31 159L29 158V160H31ZM150 159L151 158H149V160ZM63 161L64 162L68 161V160L65 159V156H64ZM8 163H10V162H8ZM32 163H34V162H32ZM44 164H46V163L44 162ZM58 164H62V163L59 162ZM240 164H242V163H240ZM17 165H18V163H17ZM17 165H16V167H18ZM237 165L238 164H236V166ZM250 165H254L252 167H253V169L254 168H256V169H254V170L252 169V171L249 172L248 168H249ZM19 167H21V166L19 165ZM60 167L61 166H59V168ZM21 168H19V169H21ZM5 173H7V172H5ZM49 173H50V171H49ZM259 173H261V174L259 175ZM2 174H3V172H2ZM11 174H14V173H11ZM7 175H9V174L7 173ZM11 177L14 178L13 175ZM80 179H81V177H80ZM252 179L255 180L254 181L255 183L252 186L249 185V187H247V186L243 185V182H245L247 180L251 181ZM77 180H79V179H77ZM251 183H249V184H251ZM99 192L103 193L102 194L103 198L100 201V203L99 202L97 203V201H98L97 198L99 197L98 196ZM189 194H192V196H193L192 198L193 199L191 198L190 200H188ZM69 199H70V197H69ZM170 200L171 201L173 200V203L178 204V206H174L173 203H172V205L174 207L171 206L169 204ZM178 202L181 203L182 209H180V210L178 209L180 207ZM123 207H126V210H124V212H121ZM157 207H160V208H157ZM74 214H75V212H74ZM156 214L164 215L163 220H165V221H162L160 219L159 222H157L156 224L151 223L148 226H144L141 231H139V232L137 231L136 232V230H137L136 228H137V225H138L137 223H139L138 221L141 218L148 217V216L152 217V216H154ZM85 216H88V223L91 225V227H93V229L88 230L87 227H86L87 225H85L83 222H81V219H84V218L86 219ZM73 219H75V217ZM26 221H29L28 217H26ZM85 223H87V222L85 221ZM107 225H111V224L109 223ZM114 225H115V223H114ZM102 227H100V228H102ZM108 227L111 230H113V229L117 230L113 226H108ZM28 235H29L28 238L27 237L26 238L23 237V239L25 238L24 240L26 242V245H25L26 248L24 249V251H25L24 258L26 260L29 259L30 261L33 260V262L34 261L36 262V261L41 259L40 257L42 255L39 256V250H38V247H37L38 244H37L36 241H35V243H33L34 242V240H33V242H30L31 245L28 246L27 242L31 241L34 238L33 235H31V234H28ZM149 237H151V238L153 237L154 239L165 240V241H166V239L169 240L170 246L168 247V250L165 248V250H166L165 251L161 247H157L156 249H154L155 250V252H154L152 250L153 248H151V246L148 245L149 243L148 244L146 243V241L149 240ZM90 239H91V237H90ZM84 241H86V240L84 239ZM92 245H94V244H92ZM116 245H119L121 250L127 249L129 251V254L132 256V258L129 259L128 257L123 256L116 263V261H115L116 259H114V256H115L114 247ZM90 249H92V248H90ZM167 253H170V255L173 256V259L172 258L171 259L165 258V256H167ZM260 253H264V249H262V252H260ZM148 254L154 255L155 257L159 256V257H157L159 259H156L154 257L155 260L151 261L150 259H147L148 258L147 255ZM261 256H264V255H261ZM22 258H23V256H22ZM150 258H152V257L150 256ZM93 260H94V262H93ZM91 263H89V264H91ZM262 264H264V263H262Z\"/></svg>",
  "mask_w": 264,
  "mask_h": 264
}]
</instances>
